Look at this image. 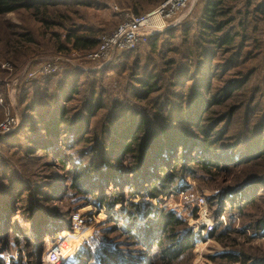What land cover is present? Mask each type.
<instances>
[{
    "label": "trees",
    "instance_id": "1",
    "mask_svg": "<svg viewBox=\"0 0 264 264\" xmlns=\"http://www.w3.org/2000/svg\"><path fill=\"white\" fill-rule=\"evenodd\" d=\"M55 3L60 1L0 0V15L37 14ZM263 27L264 0H196L179 24L144 39V53L139 43L100 69L65 68L19 83L20 122L0 135V264H40L42 234L65 224L82 204L117 210L123 218L138 214L142 220L110 219L108 230L119 233L111 239L115 248L92 237L100 243L95 249L85 245L73 264H181L194 245L195 230L171 209L157 210L160 198L185 176L234 169L241 171L234 184L208 199L216 204L214 214L227 211L230 218L235 213L242 229L264 237V212L252 221L246 212L264 199V71L254 63ZM76 30L80 34L71 31L65 38L73 48H95L92 28ZM27 33L19 36L28 40ZM109 72L116 79L126 77L124 98L103 95L100 81L109 79ZM20 153L59 168L62 174L49 177L39 198L54 204L62 195L59 200L69 198L72 210L53 208L44 218L34 211L33 199L19 205L25 185L19 176L8 177L6 159ZM25 215L31 220L28 233L21 225ZM214 228L208 235L220 242L232 231ZM16 248H24L26 256L21 252L15 262H6V253ZM259 253L239 248L216 259L218 264H264V250Z\"/></svg>",
    "mask_w": 264,
    "mask_h": 264
},
{
    "label": "rangeland",
    "instance_id": "2",
    "mask_svg": "<svg viewBox=\"0 0 264 264\" xmlns=\"http://www.w3.org/2000/svg\"><path fill=\"white\" fill-rule=\"evenodd\" d=\"M59 1V4L55 3V5H48L46 11L44 8H41L37 14H31V11L25 12L23 10H14L0 15V94L2 97V102L0 103V122L6 117L5 115L7 111H9L12 116L17 117L18 123L20 122L19 106H17L15 96L16 89L19 85V79L23 77L25 72L30 70L32 65L44 63L43 61H61L62 69L59 72L65 68L97 70L104 67L86 61L83 56L78 58V54L85 53L87 50L73 48L71 44L65 40L67 33H71L72 31L71 34H80L79 31L76 30L77 26H89L95 32L94 39L97 40V43L93 49H96L97 46H99L100 37L112 33L122 22V17H120L119 14L120 12H129L133 15H144L157 8L165 0L159 1L156 4H153L150 1L144 2L142 0H137L136 4L133 3L132 0H90L96 4L95 7L89 5L84 6V4L80 3L66 5L63 3L65 0ZM195 3L196 0H192L191 6L179 14L184 15L186 13L187 15ZM114 8H116L119 13H117ZM155 23L154 20L153 24ZM261 29L260 39L263 44L259 53L255 57L256 60L254 63L256 64L257 61L260 62L262 64L261 72H263L264 27ZM144 32L148 33V31H141L140 33L143 34ZM22 33H27L26 35L29 34L28 37L31 38L28 40L23 39L19 36L23 35ZM149 35L151 34L141 36L137 43V45L140 43L139 48L143 53V41ZM18 37L22 39H19ZM75 56H77V58ZM64 61L68 62L64 63ZM261 64L259 66H261ZM111 74L112 73L109 72V79L100 81V85L106 88V93L103 95L106 96L107 100L108 94H110L111 98L119 97L122 99L124 97L120 93L124 92L127 79L125 76H123V79L122 77L116 79V77ZM14 83H16L15 86H13ZM107 85H111L112 87L107 89ZM76 103L79 104V101H76L74 104ZM102 113L103 112L98 113L97 116V131L95 130V134L97 133L98 136L102 119L101 116H103ZM15 128L13 130H15ZM13 130L11 129L10 132ZM84 148L85 146L83 145L77 147L78 150ZM65 151L69 153L67 149ZM7 155L8 158L6 159V162L10 164V168L7 172L8 177L19 176L21 178L20 185H25V187H23L24 189L21 190L22 196L19 200V205L21 207H25L27 199L31 198L33 199V204L36 208L34 211H38L40 216L44 215V218L50 217V210L53 208H58L61 213L73 209L74 205H72L69 198H62V200H59L62 195L57 197V203L55 202L54 204L39 198V196H43V193L47 191L46 185L51 181L49 177H52L55 173L62 174L58 167H51L48 165L46 163V158L29 160V156L23 157L21 153ZM84 155H86L85 152H83L81 157L84 158ZM239 171V169H234L229 172H214L215 175L213 176H185L179 180L181 182H178L177 187L170 188L173 190L172 192L169 189L168 192L160 198L157 207L159 206L162 208L161 210L166 211L171 208V210L173 209L172 211L182 219V214L188 213V215L191 216V219L185 220L187 225L190 224L189 226L194 230H198L201 238L203 235H207L206 241L203 239V244L201 246H192V249L187 251L184 255L185 257L181 260V264H218L216 258L231 250L244 248L250 255H259V252L264 250V237L261 235H253L252 230L242 229L239 219L240 217L237 218L235 213H233L234 215H231L230 218L228 217L229 214L227 211L215 216L214 210L216 204L209 202L208 200L210 196L212 197L219 193L224 186L233 185ZM239 173H241V171ZM0 183L3 182L0 180ZM191 194L204 195L205 205L200 208L196 205L186 206V200L184 197ZM160 204H162V206H160ZM165 204L169 206L163 207ZM82 205L83 206L80 208L72 210L70 217L65 224L59 225L58 227L55 226L56 228L50 226L47 228V236L42 234L45 244L44 248L39 251L40 264H48L46 257L54 248V243L59 240V235L61 236V247L63 251L66 254H76L70 256V258L66 257L63 264H73L81 254L85 245L95 249V246L102 241L110 243L109 245L115 248L114 246H116V244L111 241V239L114 236L119 235V233L108 230L111 226L110 219L120 223L129 219L130 221L135 220L136 222H141L142 220L138 214H132V217L130 216L128 219L125 217L123 218L121 215L119 216L120 212L117 210L97 208V206L92 204ZM199 209L204 211V214L200 217L197 216ZM106 210L110 211L113 217L106 218L104 216ZM246 212L251 213V221L258 219L264 212V199H258L256 204L248 208ZM21 213L22 212H19V214ZM74 214H80L81 218L84 220L83 228L78 231H70V229H68L70 228L69 222L71 216ZM134 215H136L137 218H134ZM148 215L147 218H149ZM150 219H155L154 214ZM23 220L24 221L21 225H24L23 229H26V232L28 233L31 231L29 227L31 220L27 215L24 216ZM215 226H218L219 230H222L223 227L227 226L232 228V231L228 233L229 235H223L224 242H220L217 238L208 235V231L215 230ZM92 237L98 239L101 238V240H96V242H94L91 241ZM23 250L25 249H12V253L7 252L5 257H11L15 253H18L19 255L21 252L22 256H26V252ZM153 260L155 261L156 258Z\"/></svg>",
    "mask_w": 264,
    "mask_h": 264
},
{
    "label": "built area",
    "instance_id": "3",
    "mask_svg": "<svg viewBox=\"0 0 264 264\" xmlns=\"http://www.w3.org/2000/svg\"><path fill=\"white\" fill-rule=\"evenodd\" d=\"M192 0H165L157 8L150 11L144 15H133L129 12H118L116 8L114 10L120 14L122 17V22L118 27L110 34L102 35L99 39V46L96 49L86 51L85 53L78 54V58L82 56L86 61L96 63L99 66H104L111 62L115 57L120 55L125 51L132 50L136 47L141 36L147 34H153L161 32L167 28H171L179 24V22L186 16L180 15L179 13L185 11L189 6H191ZM155 20V24L154 23ZM141 31H148V33H140ZM77 58V56H75ZM44 63H37L31 66L30 70L25 72L23 77L19 79V83L28 82L42 76L50 75L59 72L62 69L61 61H43ZM68 62V61H64ZM23 74V73H22ZM14 83L13 86H15ZM14 91V89H13ZM2 102V97L0 94V103ZM6 117L0 122V134H6L13 130L18 124V119L16 116H12L9 111H7ZM181 182V181H180ZM172 192L173 190L170 189ZM186 200V206L196 205L201 207L205 205L204 195H189L184 197ZM193 203V204H192ZM162 206V204H160ZM169 206L167 204L163 207ZM173 208V207H172ZM158 210H161L159 206ZM171 209V208H170ZM173 210V209H172ZM180 210V209H179ZM185 212V211H184ZM204 214L201 209L198 210L197 216L200 217ZM104 216L106 218L113 217L112 213L106 210ZM134 218H137L134 215ZM149 218L153 217V214L148 215ZM182 217L184 220L191 219L188 213H183ZM223 218V217H222ZM129 220L122 222L125 224ZM70 231H78L83 228L84 220L81 218L80 214H74L71 216ZM64 230V229H63ZM195 242L194 247L201 246L203 244L202 240L206 241V234L202 236L199 235L198 230L195 229ZM58 236L59 240L56 241L54 248L48 253L46 259L48 264H63L65 258L73 255L75 253L66 254L62 247V240ZM78 256V254H77ZM18 257V253H15L11 257H7L6 262H15Z\"/></svg>",
    "mask_w": 264,
    "mask_h": 264
}]
</instances>
